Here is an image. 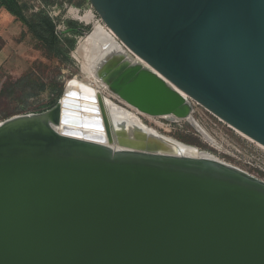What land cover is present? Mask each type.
<instances>
[{"label":"water","instance_id":"95a60500","mask_svg":"<svg viewBox=\"0 0 264 264\" xmlns=\"http://www.w3.org/2000/svg\"><path fill=\"white\" fill-rule=\"evenodd\" d=\"M89 2L135 54L264 146V0ZM170 91L140 84L125 100L169 114L181 103ZM60 100L30 113L53 111ZM5 130L0 264H264V189L193 168L91 156L88 145L47 126Z\"/></svg>","mask_w":264,"mask_h":264},{"label":"bare ground","instance_id":"6f19581e","mask_svg":"<svg viewBox=\"0 0 264 264\" xmlns=\"http://www.w3.org/2000/svg\"><path fill=\"white\" fill-rule=\"evenodd\" d=\"M86 13L76 16L94 25L78 40L74 50L81 64V77L75 76L68 81L67 95L53 111L41 115L19 114L8 121L1 120L0 142L4 144L11 137H1L11 125L30 127L35 131L47 126L58 131L57 137L85 143L88 146H84V150L98 153H91V156L137 159L193 168L264 189V180L221 160L209 151L178 140L147 124L143 118L145 116L172 122L186 120L210 138L194 117L196 102L135 54L93 12ZM158 83L159 88L170 89L181 101L179 107L169 114H149L125 100L129 88L140 84L153 87ZM76 101L80 102L78 108L72 106V102ZM74 117L81 122L80 126L66 122L68 118ZM70 130L79 131L82 136H76ZM48 140L51 141L50 138ZM153 144L156 146L153 147ZM177 147L181 148L179 154H176Z\"/></svg>","mask_w":264,"mask_h":264},{"label":"rangeland","instance_id":"374dc122","mask_svg":"<svg viewBox=\"0 0 264 264\" xmlns=\"http://www.w3.org/2000/svg\"><path fill=\"white\" fill-rule=\"evenodd\" d=\"M24 1L32 6V11L42 8L47 10L55 18L59 34L75 38L76 44L94 25L75 18L74 13L84 15L91 11L97 19H101L89 0H53V4H46L42 0ZM72 20L83 29L70 27L67 21ZM11 24L15 25L14 29L8 27ZM75 48L76 45L68 52L69 59L48 57L42 44L28 28L1 10L0 51L5 54L0 64V91L3 89L4 93L0 97V121L17 114L44 111L45 106L58 94L56 102L60 100L68 81L75 76L81 77V64L74 55ZM29 82H33L34 87ZM43 83L46 89L40 91ZM10 91L11 94L8 93ZM30 92L35 95L28 96ZM104 93L108 94L106 91ZM193 114L209 139L186 120L172 122L158 117L143 118L161 132L209 151L221 160L264 180V147L197 103H194Z\"/></svg>","mask_w":264,"mask_h":264},{"label":"trees","instance_id":"16d2710c","mask_svg":"<svg viewBox=\"0 0 264 264\" xmlns=\"http://www.w3.org/2000/svg\"><path fill=\"white\" fill-rule=\"evenodd\" d=\"M46 4H53V0H42ZM0 7H4L8 12L13 14L17 20L22 22L37 39L48 54V57H57L61 60L69 59L68 52L74 49L76 39L68 35H61L57 29V22L55 18L48 14L44 8L38 11H32V6L24 0H0ZM67 24L74 28L81 26L76 21H67ZM33 86V82H29ZM34 87V86H33ZM32 89V88H31ZM46 89V84L43 83L39 88L40 91ZM11 94V91L8 92ZM3 89L0 91V97L3 96ZM28 96H34L35 93H27ZM59 94L52 98L45 106V109L51 108L57 100ZM7 117V116H4Z\"/></svg>","mask_w":264,"mask_h":264},{"label":"crops","instance_id":"0c3cea01","mask_svg":"<svg viewBox=\"0 0 264 264\" xmlns=\"http://www.w3.org/2000/svg\"><path fill=\"white\" fill-rule=\"evenodd\" d=\"M3 10V12H6L8 15H10L11 17H14L16 18L13 14H11L10 12H8L4 7H0V11ZM17 19V18H16ZM20 22V21H19ZM22 24V22H21ZM8 27L14 29L15 28V25L11 24V26L9 25ZM6 33L8 34V32L6 31ZM3 54H5L4 51H0V64L2 63L3 59H4V56Z\"/></svg>","mask_w":264,"mask_h":264},{"label":"flooded vegetation","instance_id":"af4514ba","mask_svg":"<svg viewBox=\"0 0 264 264\" xmlns=\"http://www.w3.org/2000/svg\"><path fill=\"white\" fill-rule=\"evenodd\" d=\"M85 14H87V13H85ZM85 14H84V15H85ZM78 15H81V14H79L78 12H75V13H74L75 18H77L76 16H78ZM77 19H78V18H77ZM79 20H80V19H79ZM81 21H82V20H81ZM84 22H85V21H84ZM90 24H92V23H90ZM74 28H75V29H78V28L83 29L82 26H78V27H74Z\"/></svg>","mask_w":264,"mask_h":264}]
</instances>
